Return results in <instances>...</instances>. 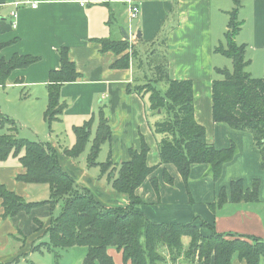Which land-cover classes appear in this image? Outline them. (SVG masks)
I'll return each instance as SVG.
<instances>
[{
  "label": "crops",
  "instance_id": "crops-1",
  "mask_svg": "<svg viewBox=\"0 0 264 264\" xmlns=\"http://www.w3.org/2000/svg\"><path fill=\"white\" fill-rule=\"evenodd\" d=\"M135 4L140 12L133 20L130 7ZM231 13L242 22L235 41L246 46L248 71L263 78L264 0H0V66L16 56L35 58L10 69L5 82H0V114L17 126L0 124V135L13 133L51 143L59 152L60 166L107 207L127 205L130 194L112 187L111 180L101 175L100 163L129 160L131 149L139 150L145 141L151 149L147 163L155 169L135 194L143 199L138 209L151 221L195 222L207 237L216 231L264 239L260 148L251 132L213 118L212 84L218 78L217 68L228 67L230 61L216 47L225 43ZM106 41L127 42L128 48L121 53L105 50ZM63 48L68 49L79 76L61 86L64 111L48 123L50 74L63 68ZM125 55L129 66H117ZM158 68L170 79L193 82L195 118L205 126L209 143L218 149L233 144L238 147L220 178L213 177L207 163L193 164L188 180L175 164L160 163L158 148L164 135L158 134L155 126L163 116L154 111L150 94L141 88L152 81L166 90L167 83L156 80ZM102 118L109 121L111 138L102 142V158L98 156L99 163L92 166L89 155ZM88 122L90 141L83 154L74 158L64 150L76 144L75 128ZM24 155L25 147L0 159V184L26 203L39 204L30 212L6 215L0 198V264H85L88 247L84 245L63 253L58 262L47 247L33 249L35 244L49 241L52 215L49 205L42 203L50 198V186L19 179L27 170L21 161ZM166 172L174 178L173 183L165 180ZM234 180L243 181L245 189H252L259 180V200L233 201L230 187ZM222 189L228 195L223 204L219 202ZM54 211L60 213L59 208ZM39 221L43 228L37 225ZM189 241L184 240L185 246ZM109 253L114 264H131L115 248ZM189 264H205V260L198 257ZM232 264L246 263L235 255Z\"/></svg>",
  "mask_w": 264,
  "mask_h": 264
},
{
  "label": "trees",
  "instance_id": "trees-1",
  "mask_svg": "<svg viewBox=\"0 0 264 264\" xmlns=\"http://www.w3.org/2000/svg\"><path fill=\"white\" fill-rule=\"evenodd\" d=\"M240 2L241 0H236ZM231 13L225 44L216 47L233 61V69L217 68L220 77L213 81L212 103L213 118L216 122L228 123L236 130L251 132L255 144L261 151V166L264 169V77L253 76L249 71L250 60L246 58V46L237 44L235 36L240 30L241 22ZM227 44V46H226ZM103 48L121 53L126 50L127 42L103 44ZM34 57L16 56L10 62L0 66V82L13 67L26 65L34 61ZM63 68L50 74L49 106L46 112L48 123L57 119L64 111L60 88L64 82L75 81L79 73L69 58L68 49L62 50ZM128 55L116 63L117 66H129ZM158 82L166 84L163 92L154 82H150L151 91L141 87L150 94V105L154 111L163 116V120L155 126L158 134L164 135L159 143L160 163H173L186 180L189 179L193 164L207 163L211 165L215 179L220 178L223 166L234 158L238 151L235 144L227 149H218L207 140L206 128L195 118L193 82L189 79H170L158 68ZM145 86V85H144ZM97 137L89 155V164H98L97 158L103 141L111 138L109 121L102 118ZM13 124L15 121L0 114V124ZM90 122L75 128L76 144L65 148L67 154L74 158L83 154L90 141ZM25 147V155L21 161L26 172L19 176L28 182H42L50 186V198L42 204H48L51 211V222L47 230L49 241L35 244L33 249L47 247L55 255L58 262L75 246H87L88 255L85 264H114L109 250L115 248L123 254V259L131 264H167L168 256L175 262L179 256L186 254L190 262L198 255L205 264H232L237 255L246 264H260L264 258V239L247 235L220 234L212 232V236H204L195 222L160 223L151 221L138 206L143 199L135 191L153 173L155 166L147 163L151 150L145 141L138 149H131L130 159L122 163L109 161L100 163L101 175L111 180L112 187L119 192L130 194V202L125 206L107 207L101 204L89 189L80 186L77 181L59 164V152L49 142L32 141L19 138L16 134L0 135V159H5L12 150L16 154ZM169 183L174 178L167 172L164 175ZM155 185L157 186L156 181ZM259 180L252 189H245L243 181L231 183V199L235 202H257L259 200ZM221 204L227 202L226 189L221 190ZM0 198L3 199L5 214H15L23 210L30 212L39 203H26L23 198L7 191L0 184ZM56 208L60 213L54 214ZM43 228L42 222L37 224ZM203 227L210 228L202 222ZM188 237L189 244L184 240Z\"/></svg>",
  "mask_w": 264,
  "mask_h": 264
},
{
  "label": "rangeland",
  "instance_id": "rangeland-1",
  "mask_svg": "<svg viewBox=\"0 0 264 264\" xmlns=\"http://www.w3.org/2000/svg\"><path fill=\"white\" fill-rule=\"evenodd\" d=\"M230 20H231V16H230V18H229V21H228V24L230 23ZM237 21H240L239 20V18L237 19ZM241 22V21H240ZM241 25H242V22H241ZM241 25H240V27H241ZM227 31L229 30L228 28L226 29ZM237 36V35H236ZM235 36V37H236ZM224 42H225V40H224ZM225 44V43H224ZM226 46H227V44H226ZM225 58L224 59H226V57L227 56H224ZM227 59H229L228 61H229V65H227L228 67H226V68H228L229 70H232L233 69V61L230 59V58H228L227 57ZM218 77H220V75L218 74ZM163 83H159V85H162ZM142 87H144L146 90H150L151 91V86L150 85H145V86H142ZM160 87V86H159ZM161 90H163V92H165V90L162 88ZM101 158H102V156L100 155L99 156V160H101ZM185 239H189L188 237H186ZM187 242H188V240H187ZM198 258V255L197 256H195L193 259H194V261L196 260ZM193 261V262H194ZM189 263H192V262H190L188 259H187V257H186V254H182V256H179L177 259H176V261L175 262H172V257H170V256H168V263L167 264H189Z\"/></svg>",
  "mask_w": 264,
  "mask_h": 264
},
{
  "label": "built area",
  "instance_id": "built-area-1",
  "mask_svg": "<svg viewBox=\"0 0 264 264\" xmlns=\"http://www.w3.org/2000/svg\"><path fill=\"white\" fill-rule=\"evenodd\" d=\"M130 2V0H128ZM19 4V2L16 3V5ZM33 6H36V4H33ZM139 12H140V7L139 5L135 4V5H131L130 7V15H131V18L133 20H135V18H138V15H139ZM13 16L17 17V14L16 12H13ZM17 26V22L15 21L14 22V27Z\"/></svg>",
  "mask_w": 264,
  "mask_h": 264
},
{
  "label": "water",
  "instance_id": "water-1",
  "mask_svg": "<svg viewBox=\"0 0 264 264\" xmlns=\"http://www.w3.org/2000/svg\"><path fill=\"white\" fill-rule=\"evenodd\" d=\"M139 37H141V32L139 31V34H138Z\"/></svg>",
  "mask_w": 264,
  "mask_h": 264
}]
</instances>
